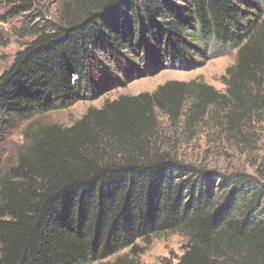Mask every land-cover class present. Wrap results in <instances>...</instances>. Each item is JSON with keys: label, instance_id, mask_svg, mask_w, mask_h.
<instances>
[{"label": "trees", "instance_id": "trees-1", "mask_svg": "<svg viewBox=\"0 0 264 264\" xmlns=\"http://www.w3.org/2000/svg\"><path fill=\"white\" fill-rule=\"evenodd\" d=\"M91 2L66 28L35 33L0 75V126L167 66L197 67L216 49L236 50L229 94L257 103L264 0ZM184 87L196 104L214 95L170 83L31 138L0 177V264H92L171 232L189 235L176 264H264V161L256 176H226L149 151L150 104L175 115Z\"/></svg>", "mask_w": 264, "mask_h": 264}, {"label": "rangeland", "instance_id": "rangeland-1", "mask_svg": "<svg viewBox=\"0 0 264 264\" xmlns=\"http://www.w3.org/2000/svg\"><path fill=\"white\" fill-rule=\"evenodd\" d=\"M31 4L29 11H22V0H0V75L35 33L57 26L66 28L92 6L91 0H32ZM235 62L236 50L216 49L209 60L197 67L167 66L115 89L102 90L96 98L77 102L67 109L36 114L30 119L15 118L0 126V177L17 165L18 154L31 138L50 130L70 129L91 111H102L120 100L152 97L170 83L194 84L213 91L214 95L196 104L195 95L184 87L183 102L175 115L169 113V108L152 102L146 114L153 124L146 133L150 153L168 156L189 168L226 176L236 173L256 176L264 161V85L262 92H257L256 104L245 94L239 100L230 95L228 69ZM188 244V233H166L148 242L138 241L134 252L124 250L92 264H113L120 258L132 264H176Z\"/></svg>", "mask_w": 264, "mask_h": 264}]
</instances>
